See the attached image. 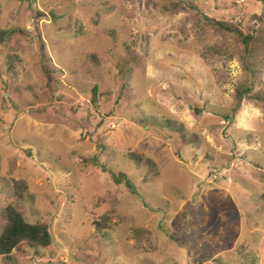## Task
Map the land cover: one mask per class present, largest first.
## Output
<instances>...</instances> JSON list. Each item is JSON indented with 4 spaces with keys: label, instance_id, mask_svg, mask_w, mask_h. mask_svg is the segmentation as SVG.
Segmentation results:
<instances>
[{
    "label": "rangeland",
    "instance_id": "rangeland-1",
    "mask_svg": "<svg viewBox=\"0 0 264 264\" xmlns=\"http://www.w3.org/2000/svg\"><path fill=\"white\" fill-rule=\"evenodd\" d=\"M208 18L264 0H0V230L51 236L0 264H264V41Z\"/></svg>",
    "mask_w": 264,
    "mask_h": 264
},
{
    "label": "trees",
    "instance_id": "trees-1",
    "mask_svg": "<svg viewBox=\"0 0 264 264\" xmlns=\"http://www.w3.org/2000/svg\"><path fill=\"white\" fill-rule=\"evenodd\" d=\"M211 22L212 26L219 29L222 32L230 34L234 41L241 46V58L244 62V67L250 70L251 64L246 60L251 57L252 44L256 40L264 41V22H260L261 27L253 30H247L243 32L238 23L218 21L212 18L207 19ZM11 30L6 28H0V42H2L9 34ZM41 46V45H40ZM42 48V46H41ZM43 53V52H42ZM253 68V66H252ZM253 70V69H252ZM96 85L94 84L90 89V99L94 101L96 98ZM250 89L248 87L241 88L236 91V104L233 107L235 110L243 96H248ZM250 96V95H249ZM182 138L184 135L180 134ZM132 158L140 159L141 155L136 153H130ZM152 167L147 165L146 173L150 174ZM114 182L118 183L122 180L128 188H132V183L126 179L124 173L119 172L112 174ZM17 191L24 190L25 185L22 181H15L14 183ZM19 194V193H18ZM261 198L264 201V191L261 193ZM4 223L0 230V256L4 260H10L13 250L21 251L22 247L29 248H46L50 244L51 236L47 227V224L40 221H27L22 213L12 205H7L3 209ZM106 215L102 216L101 220L95 221L96 229L100 231L107 226Z\"/></svg>",
    "mask_w": 264,
    "mask_h": 264
}]
</instances>
